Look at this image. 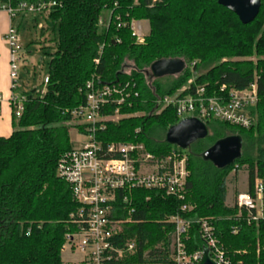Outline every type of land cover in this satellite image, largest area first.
<instances>
[{
    "label": "trees",
    "instance_id": "1",
    "mask_svg": "<svg viewBox=\"0 0 264 264\" xmlns=\"http://www.w3.org/2000/svg\"><path fill=\"white\" fill-rule=\"evenodd\" d=\"M50 1L57 5L43 16L56 25L58 38L50 41L55 52L48 62L49 84L44 91L22 93L23 114L17 118L12 106L14 131L10 137H0V264H63L65 237L75 230L71 215L79 205L58 176L57 166L61 156L73 149L71 131L85 129L73 123L71 112L85 104L89 81L97 89L115 86L129 95L120 107L121 119L107 122L100 134L104 143L144 144L158 157L172 151L188 156L186 199L140 192L136 224L127 226L123 240L136 238L142 249H157L153 260L162 262L175 229L165 220L183 215L211 222L234 264H264V220L249 224L245 209L240 214L236 205H227L232 173L246 171L248 193L254 199L256 182L264 187V0L259 15L248 25L218 0L16 3ZM104 11L109 13L107 22L101 18ZM135 20L150 25L142 44L130 29ZM163 59H181L187 68L178 76L155 80L148 72ZM190 82L192 90L205 87L210 94H221L223 88L225 93L245 90L256 83L259 102L251 111L253 126L244 130L213 120L206 123L209 138L187 152L173 148L165 136L178 123L175 108L156 102ZM116 108L108 106L104 115H114ZM230 136L241 137V159L223 170L202 159L217 141ZM184 206L191 211L183 213ZM189 245L202 248L197 225L192 227Z\"/></svg>",
    "mask_w": 264,
    "mask_h": 264
},
{
    "label": "built area",
    "instance_id": "2",
    "mask_svg": "<svg viewBox=\"0 0 264 264\" xmlns=\"http://www.w3.org/2000/svg\"><path fill=\"white\" fill-rule=\"evenodd\" d=\"M16 1L1 3L0 11L10 20L4 38L10 54V104L15 116L20 118L26 98L18 96L17 91L20 65L25 59L20 53V26L16 20L28 14L47 15L57 4L54 1ZM135 25L134 21L130 24L132 35L138 44H142L145 37L139 36L140 31ZM48 84L49 77L46 76L43 85L46 88ZM191 84L174 95L159 98L156 103L163 108H175L178 123L196 118L205 124L214 120L244 130L253 126L251 111L259 102L256 83L245 90L232 89L228 93L223 88L221 94H210L205 87L192 90ZM84 91L85 104L71 112V116L85 126L78 133L85 135L88 142L61 156L57 166L58 176L69 185L74 202L79 205L78 211L71 215L75 230L66 235L63 251L79 254L80 264H199L204 250H208L216 263L234 264L217 238L215 228L205 219H187L183 215L167 218L165 223L175 229L169 234L162 262L153 260L157 249H142L136 238L123 240L128 232L125 227L136 224L134 216L138 211L140 192H161L166 198L186 199L190 177L188 156L172 151L158 157L148 152L144 144L104 143L100 134L107 129V122L115 123L121 119L120 107L126 104L129 95L115 86L97 89L94 81H89ZM112 105L118 107L114 115H104L107 107ZM255 194L256 199L249 193L238 195L234 202L241 210L240 214L244 209L248 212L249 224L264 220V187L260 181L255 184ZM150 200V196L146 197L147 202ZM189 211L190 207L182 208L183 213ZM193 225L198 227L202 248L194 249L189 245Z\"/></svg>",
    "mask_w": 264,
    "mask_h": 264
},
{
    "label": "rangeland",
    "instance_id": "3",
    "mask_svg": "<svg viewBox=\"0 0 264 264\" xmlns=\"http://www.w3.org/2000/svg\"><path fill=\"white\" fill-rule=\"evenodd\" d=\"M0 14L3 15V13ZM108 15V11L103 12L101 16L103 22H107ZM9 21H7V27H9ZM16 22L20 26L18 29L19 44L21 46L20 53L25 59L24 63L20 65L21 78L18 82L17 95L20 96L23 92L31 93L33 90L38 92L44 91L45 87L43 82L45 77L48 75V62L50 60V55L55 52V45L50 41L52 38H58L56 25L51 20L46 19L44 16H34L31 14L18 17ZM134 23L136 24L135 28L139 29L140 31V37L143 38L149 34L150 25L148 21L135 20ZM40 26L43 27L42 30L40 29ZM42 31H44V35H42ZM4 43L7 46L5 40ZM200 72L204 73L205 70H201ZM169 82L170 81H164L163 84H168ZM73 123L77 126H83V123L77 120H74ZM70 141L72 147L76 149L84 146L88 142V139L85 135L79 134L77 130H72L70 133ZM173 148L176 147L173 146ZM247 180L248 175L246 171L243 170L240 171L237 176H235L234 173L230 175L228 179V205L233 206L232 203L234 201V191L238 190L240 193L246 192ZM125 229L128 230V227H125ZM62 262L63 264H80V255L77 253H72L69 250L64 252L62 249Z\"/></svg>",
    "mask_w": 264,
    "mask_h": 264
},
{
    "label": "water",
    "instance_id": "4",
    "mask_svg": "<svg viewBox=\"0 0 264 264\" xmlns=\"http://www.w3.org/2000/svg\"><path fill=\"white\" fill-rule=\"evenodd\" d=\"M220 6L235 14L242 24L252 23L260 13L261 0H218ZM187 68L181 59H163L153 63L148 74L155 80L173 77L182 74ZM207 125L196 118H188L169 128L165 140L169 145L182 151H187L198 141L209 138ZM242 157V140L239 136H230L217 141L205 151L202 159L212 163L216 168L223 170L231 167ZM199 264H218L210 258L208 250Z\"/></svg>",
    "mask_w": 264,
    "mask_h": 264
},
{
    "label": "crops",
    "instance_id": "5",
    "mask_svg": "<svg viewBox=\"0 0 264 264\" xmlns=\"http://www.w3.org/2000/svg\"><path fill=\"white\" fill-rule=\"evenodd\" d=\"M0 14V137H10L13 133V111L10 104L11 98V89H10V54L8 47L4 43V37L7 27V21L9 17L6 13ZM5 14V15H4ZM10 22V21H9ZM4 36V37H3ZM229 187V186H228ZM229 189V188H228ZM248 186L245 193H240L238 190L234 191V201L238 195L247 194ZM228 196H227V205H228ZM231 206V205H229Z\"/></svg>",
    "mask_w": 264,
    "mask_h": 264
}]
</instances>
